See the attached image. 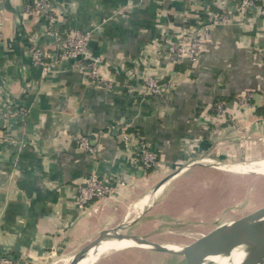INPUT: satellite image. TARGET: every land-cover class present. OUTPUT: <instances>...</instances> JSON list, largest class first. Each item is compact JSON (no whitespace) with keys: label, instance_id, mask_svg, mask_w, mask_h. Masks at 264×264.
I'll list each match as a JSON object with an SVG mask.
<instances>
[{"label":"crops","instance_id":"crops-1","mask_svg":"<svg viewBox=\"0 0 264 264\" xmlns=\"http://www.w3.org/2000/svg\"><path fill=\"white\" fill-rule=\"evenodd\" d=\"M28 1L0 0V253L26 264H69L105 232L147 237L162 190L188 171L264 178L258 12L242 17L241 0H51L60 34L87 35L89 55L101 59L108 86L96 87L76 59L46 75L33 66L31 48L52 51L55 43L42 16L24 15ZM222 13L228 21L208 22L196 62L167 54L179 35L200 28L196 18ZM149 78L163 85L158 95L141 93ZM10 101L27 111L24 121L3 117ZM125 127L127 144L116 136ZM81 137L93 154L79 148ZM145 148L157 154L146 169L137 162ZM255 163L261 170L243 169ZM93 173L117 186L79 207L77 190Z\"/></svg>","mask_w":264,"mask_h":264},{"label":"rangeland","instance_id":"rangeland-1","mask_svg":"<svg viewBox=\"0 0 264 264\" xmlns=\"http://www.w3.org/2000/svg\"><path fill=\"white\" fill-rule=\"evenodd\" d=\"M259 174L235 175L200 167L179 180L168 181L160 196L165 199L154 204L153 220L143 239L183 248L217 226L251 213L264 205V178ZM183 257L148 247H129L103 254L99 264H184Z\"/></svg>","mask_w":264,"mask_h":264},{"label":"built area","instance_id":"built-area-1","mask_svg":"<svg viewBox=\"0 0 264 264\" xmlns=\"http://www.w3.org/2000/svg\"><path fill=\"white\" fill-rule=\"evenodd\" d=\"M51 0H32L24 5V15L42 16L45 22L46 33L54 41L52 51H48L42 47H33L30 50L31 60L33 66L41 69L42 75L49 73L59 63L76 59L79 62V69L84 71L88 77L89 84L96 87L108 86L107 83L99 75L101 59L99 57H92L88 53V37L79 32H74L66 37L62 36L56 26V19L51 12ZM256 11L260 16L264 17V0H241L236 6V12L242 17ZM210 21L201 22L199 18L195 19L199 29L190 30L188 34L179 35L167 47V54H177L190 63L197 61L200 54L201 45L205 39L209 37V23L224 24L228 20L227 15L213 14L209 15ZM2 19L0 17V27ZM1 40V33H0ZM163 89V85L157 79L149 78L142 85L141 93L144 96L158 95ZM8 109L3 114L4 118L18 117L19 120L24 121L27 117V111L16 103L8 102ZM264 108V102H263ZM217 113L222 112V104L219 103L216 107ZM120 141L125 144L130 142V134L126 132V127L122 128L116 135ZM1 140V130H0ZM78 146L81 150L93 154L95 147L84 137L78 139ZM138 164L145 169L153 167L157 162V154L145 148L140 157L137 159ZM104 178V177H103ZM117 186V181L102 179L96 173L91 174L84 183L77 190V200L79 207H84L89 201L94 199H102L113 193ZM0 264H26L18 258L13 257L7 253H0Z\"/></svg>","mask_w":264,"mask_h":264},{"label":"water","instance_id":"water-1","mask_svg":"<svg viewBox=\"0 0 264 264\" xmlns=\"http://www.w3.org/2000/svg\"><path fill=\"white\" fill-rule=\"evenodd\" d=\"M137 241L141 245L164 253L185 255L187 252L199 250L193 259L184 258V264H204L207 258L224 256L231 247H242L247 252L244 259L238 264H254L257 248L264 246V205L236 220L221 224L198 240L183 247L180 251H172L165 245L150 243L141 237L128 235L117 231L101 234L95 241L78 253L69 264H77L86 252L104 241L116 240Z\"/></svg>","mask_w":264,"mask_h":264},{"label":"bare ground","instance_id":"bare-ground-1","mask_svg":"<svg viewBox=\"0 0 264 264\" xmlns=\"http://www.w3.org/2000/svg\"><path fill=\"white\" fill-rule=\"evenodd\" d=\"M255 165H257L258 168L252 169L245 167L243 169L261 170V163H255ZM129 247H146V246H141V244L137 241L125 240V239L118 240L116 242L105 241L101 243L99 247L93 249L90 252L91 254L89 253L87 256H85V258L82 261H80L78 264H91L96 260V258L99 255L105 254L111 250L113 251L125 250ZM165 247L172 251H180L182 249L181 247H178L173 244H167L165 245ZM198 250L199 247H197L194 252L185 253L184 255L185 258L188 260L193 259ZM246 255L247 252L245 251L244 248L237 246L231 247L224 256L207 258L204 264H238L242 261V259L245 258ZM254 257H255L254 264H264V246L257 248V252L255 253Z\"/></svg>","mask_w":264,"mask_h":264}]
</instances>
